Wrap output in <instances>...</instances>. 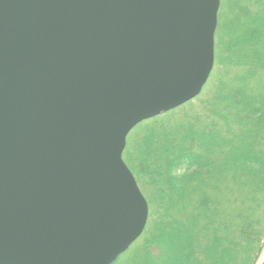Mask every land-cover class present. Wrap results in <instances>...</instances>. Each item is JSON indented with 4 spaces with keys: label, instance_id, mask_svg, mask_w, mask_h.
I'll return each mask as SVG.
<instances>
[{
    "label": "water",
    "instance_id": "95a60500",
    "mask_svg": "<svg viewBox=\"0 0 264 264\" xmlns=\"http://www.w3.org/2000/svg\"><path fill=\"white\" fill-rule=\"evenodd\" d=\"M219 6L0 0V264H113L141 236L126 137L200 94Z\"/></svg>",
    "mask_w": 264,
    "mask_h": 264
},
{
    "label": "trees",
    "instance_id": "16d2710c",
    "mask_svg": "<svg viewBox=\"0 0 264 264\" xmlns=\"http://www.w3.org/2000/svg\"><path fill=\"white\" fill-rule=\"evenodd\" d=\"M262 75L264 0H220L213 68L200 94L126 137L122 160L148 217L113 264H257L264 250V92L251 85ZM197 114L204 116L187 123Z\"/></svg>",
    "mask_w": 264,
    "mask_h": 264
},
{
    "label": "rangeland",
    "instance_id": "374dc122",
    "mask_svg": "<svg viewBox=\"0 0 264 264\" xmlns=\"http://www.w3.org/2000/svg\"><path fill=\"white\" fill-rule=\"evenodd\" d=\"M237 76V74H234V75H231V78L232 79H234L235 77ZM241 88H242V86H241ZM254 90L255 91V93H257L258 95H262L263 93H262V91L264 92V75H262L261 77H260V80H258L257 82H254V84L253 85H251V90ZM202 116H204V115H200V114H197L196 116H194V117H191L190 119H188L187 120V123L189 122H191V121H194V118L195 119H197V117L199 118V117H202ZM208 125H209V128L211 127H214V125H213V123H212V121L210 120L209 122H208ZM240 134L239 135H241V136H247L246 135V133H247V131L245 130V131H243V132H239ZM209 159V158H208ZM264 260V250L262 251V253L260 254V257H259V259H258V262H257V264H260L262 261Z\"/></svg>",
    "mask_w": 264,
    "mask_h": 264
}]
</instances>
